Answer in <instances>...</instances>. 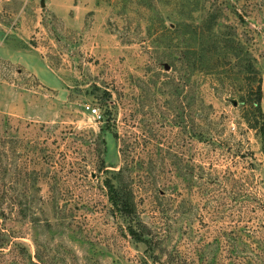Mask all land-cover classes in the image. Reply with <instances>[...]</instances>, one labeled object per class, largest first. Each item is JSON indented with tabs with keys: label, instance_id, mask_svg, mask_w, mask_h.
<instances>
[{
	"label": "rangeland",
	"instance_id": "rangeland-1",
	"mask_svg": "<svg viewBox=\"0 0 264 264\" xmlns=\"http://www.w3.org/2000/svg\"><path fill=\"white\" fill-rule=\"evenodd\" d=\"M0 121V264H264V0H0Z\"/></svg>",
	"mask_w": 264,
	"mask_h": 264
},
{
	"label": "trees",
	"instance_id": "trees-1",
	"mask_svg": "<svg viewBox=\"0 0 264 264\" xmlns=\"http://www.w3.org/2000/svg\"><path fill=\"white\" fill-rule=\"evenodd\" d=\"M239 48L241 47V45H238ZM193 54L195 55H200V59H201V54H203V51L199 50H193L192 51ZM200 100L202 102H204V98H203V90L202 92H200ZM260 94H261V89L258 90V100L257 103L260 104ZM7 125L5 124V122L0 121V216H2L3 218H9V215L11 213H13V211H16V207H21V203H18L19 200V186H21L20 184H22V180H24L27 177H29V179L31 180L32 177H36L38 175H43V177L45 175H47V173H41V172H37L36 170H22V168H20L19 166H16L14 168V170L10 167V165H8L6 163V161H8L9 155H8V148L13 149V152L15 153L13 155V159L18 162V159L21 158L19 156V150H21V143L19 142V138L18 137H11L8 135L7 133ZM203 136V133L201 134ZM119 141L121 142V138L119 139ZM34 149H31L29 152L31 154H35ZM122 161L124 163V166L119 170V174L123 176V174H128L131 170L130 167V162L127 160L128 156L125 153V150H122ZM33 160L29 161V162H25L23 161L22 163L25 162V164H28L30 162H32ZM29 165V164H28ZM13 170V172H12ZM8 176H12V179H14V183L16 184V186H13V184L9 183V185L6 184V177ZM131 177V180L133 181V178L131 175H129ZM28 181V179H26ZM25 180V181H26ZM36 180V178H35ZM23 185V184H22ZM24 187V186H23ZM112 189H116V187L113 185H111ZM128 192L127 193H122L121 191H117L116 192V196H115V204H113L118 212V214L122 215V216H126V217H132L135 213V209H134V203H133V198H134V193L132 191V189L130 187L127 186ZM11 192H14L15 195L13 196V199L10 198L11 196ZM8 199L9 201V206H10V213H6L5 210L2 209V205L5 203V201ZM31 204H26L25 209L23 207H21V212H26V211H31ZM36 221V220H34ZM130 233L132 235H135L136 233L131 229ZM236 240V239H235ZM221 244H225V242H221ZM2 252V251H1Z\"/></svg>",
	"mask_w": 264,
	"mask_h": 264
},
{
	"label": "built area",
	"instance_id": "built-area-1",
	"mask_svg": "<svg viewBox=\"0 0 264 264\" xmlns=\"http://www.w3.org/2000/svg\"><path fill=\"white\" fill-rule=\"evenodd\" d=\"M87 111L96 121L101 120L103 117L99 108H97V107L87 106Z\"/></svg>",
	"mask_w": 264,
	"mask_h": 264
},
{
	"label": "water",
	"instance_id": "water-1",
	"mask_svg": "<svg viewBox=\"0 0 264 264\" xmlns=\"http://www.w3.org/2000/svg\"><path fill=\"white\" fill-rule=\"evenodd\" d=\"M233 104H234V106H237L238 105V103L236 101H233Z\"/></svg>",
	"mask_w": 264,
	"mask_h": 264
}]
</instances>
